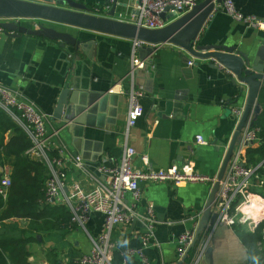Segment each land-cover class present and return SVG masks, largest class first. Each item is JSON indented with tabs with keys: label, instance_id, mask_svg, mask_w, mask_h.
Returning <instances> with one entry per match:
<instances>
[{
	"label": "crops",
	"instance_id": "0c3cea01",
	"mask_svg": "<svg viewBox=\"0 0 264 264\" xmlns=\"http://www.w3.org/2000/svg\"><path fill=\"white\" fill-rule=\"evenodd\" d=\"M73 1L86 6L90 15L100 18L109 17L107 13L111 12L114 3L106 12L105 0ZM206 1L198 0L196 10H201ZM233 1L243 15L264 18V0ZM139 6V0H118L113 19L118 21L122 15L126 20L121 23L134 26ZM98 8L101 12L95 11ZM221 8V5H215L206 22L193 20L175 39L187 44L195 37V47L233 48L253 62L264 41V29L239 24ZM186 16L189 13L179 18ZM177 20L167 15V26ZM22 24L31 30H37L39 25L52 27L79 42L77 48L62 47L59 41L30 35H0V85L21 92L48 116L49 132L59 130L53 139V152L65 147L69 155L81 157L91 172L104 157L109 159V165L119 163L126 142L131 89L129 73L133 64H143L145 69L142 65L136 73V85L145 92L142 100L144 114L131 129L128 140V145L137 152L134 166L141 170L148 167L154 170L186 167L203 176L225 177L248 123L247 119L244 128H238L240 121L236 122L231 109L236 106L246 108L251 88L243 84L241 87L238 79L222 70L216 60L193 58L182 48L170 44L156 46L153 52L149 49L154 47L143 45L133 56L134 41L127 37L82 26L39 21H22ZM189 62L194 64L190 66ZM260 85L255 97L259 116L264 110V86ZM66 88L76 95L75 100L83 109L76 118V121L83 118V124L54 118L59 98ZM198 136L203 137L207 145L199 146ZM254 147H250L248 152H254L260 146ZM248 165L257 166L249 160ZM66 168L71 179L84 183L85 179L74 169L71 161H66ZM143 188V208L140 211L144 213V207L153 204L158 220L155 236L160 247L150 246L144 250L151 264L180 263L177 240L194 227L191 220L184 224L181 221L198 214V228L201 222L204 228L200 238L212 248L213 263L248 264L247 251L235 231L223 224L217 225L216 221L212 224L216 215L210 211L205 213L209 203L212 206L215 200L216 186L192 184L177 187L170 183H153ZM10 222L9 225L16 222L21 228L28 224L27 221ZM104 226V216L93 214L87 231L97 238L103 233ZM142 232L137 225L114 230L112 264H121L125 250L142 248ZM46 235L41 234L40 241L37 236L38 242L28 246L32 253L30 264H49L45 258L50 251H55L63 264H76L91 250L89 236L83 230ZM32 236L34 234L28 237ZM196 259L197 255L193 262ZM132 264L142 262L134 257Z\"/></svg>",
	"mask_w": 264,
	"mask_h": 264
},
{
	"label": "built area",
	"instance_id": "2783aa9c",
	"mask_svg": "<svg viewBox=\"0 0 264 264\" xmlns=\"http://www.w3.org/2000/svg\"><path fill=\"white\" fill-rule=\"evenodd\" d=\"M197 3L198 0H141L138 16L134 18L133 24L147 31H158L166 26L161 18L165 10H169V15L179 17L193 11ZM221 6L222 11L233 21L253 29H264V18L243 15L236 8L233 0H224ZM108 9L104 8V11L108 12ZM95 11L101 12V8ZM125 20L126 18L124 19L121 15L118 21L124 22ZM1 34H5L2 28H0ZM143 45L145 44L134 42L133 56L136 49ZM193 64L189 62L190 66ZM142 65L133 64L129 73L131 89L128 97L126 142L122 158L119 163L109 165V159L104 157L94 172L89 170L81 157L69 155L65 147L58 148L57 156H51L55 151L53 139L58 136L59 130L50 133L49 119L46 114L25 98L21 92L0 85V109L19 123L29 136L32 145L27 154L32 159L45 162L48 167L50 178L46 183L45 203L50 206L66 207L72 214V224L89 236L91 250L76 264H112L114 230L131 228L136 225L143 230L142 248L125 250L122 253L121 264H132L134 257H138L142 264H151L144 250L150 246L160 247V245L156 242L155 236L158 220L154 205L149 203L144 207V213L140 211L143 208V187L148 184L170 183L182 187L192 184L216 186L218 183V191L210 208V213L217 217V225L223 224L233 230L235 226H243L247 231L254 233L264 220V177L259 175L261 171L264 173V161L256 167H251L248 165L247 158L250 147L261 145L260 129L253 125L254 109L249 115L241 143L235 150L228 172L221 181L217 177L203 176L186 167L183 169L172 167L167 170H154L148 167L141 170L134 166L137 152L128 145V140L131 129L136 126L144 114L142 100L145 98V92L142 87L136 85V73ZM220 67L227 74H232L222 65ZM231 112L236 122L239 123L244 108L232 107ZM196 140L199 146L207 145L201 136H198ZM65 154H67L66 158H64ZM67 160L71 161L74 169L82 175L86 183L70 178L66 168ZM0 177V195L6 198L12 186L10 168L7 166L0 168ZM93 214L102 215L105 219L103 233L97 238L92 237L87 231V225ZM199 217L200 214L181 221L184 224L191 220L194 222V227L177 240V254L180 263L195 247L194 242L199 224L197 218ZM207 245H201L202 247L198 248L197 259L192 264H199Z\"/></svg>",
	"mask_w": 264,
	"mask_h": 264
},
{
	"label": "water",
	"instance_id": "95a60500",
	"mask_svg": "<svg viewBox=\"0 0 264 264\" xmlns=\"http://www.w3.org/2000/svg\"><path fill=\"white\" fill-rule=\"evenodd\" d=\"M139 1L141 4V0ZM112 2L114 3L112 5L111 12L107 13L109 17L100 18L90 15V10L86 6L73 0H0V28H2L6 34H12L15 37L20 35H30L45 38L51 41H59L62 43V47L72 46L77 48L79 46V42L70 35L59 32L52 27L39 25L37 30H31L23 26L22 21H39L59 25L93 28L104 33H113L119 36L127 37L134 42H141L151 47L166 44L176 45L188 52L193 58L216 60L217 63L231 71L235 78H237L241 83V87L243 85H249L251 88V96L248 105L244 109L238 128H244L253 107L255 117L259 116L260 109L256 105L257 102L255 101V97L257 89H260V84H263L264 86V41L258 48L252 62L249 57L241 53H237L233 48L226 49L224 47H213V49H210L200 46L195 47V37H192L191 40L189 37L188 41L190 40V42L187 44L175 39L184 27L189 26L193 20L202 23L206 22V20H208L214 12L215 5H222L224 0H217L216 2L215 0H207L201 10H196V7L189 13V16L186 17L179 18L182 15L179 17L171 15V19H178L171 26H167V15H169V10L167 9L161 15L166 27L158 31H147L136 26L116 21L113 18L115 17L118 7V0H105V6L107 8L111 7ZM149 50L153 52L155 48ZM216 51H223L224 53H218ZM142 69L144 70L145 66ZM256 81H259L260 83H257ZM75 96L76 95L71 93L69 88H66L62 92L54 116L55 119L62 122L75 121L77 124H83V118L76 121V118L81 115L83 109L78 106ZM223 177V175H220V177H218L219 181H221ZM218 187L219 184L217 183L213 200L215 199ZM210 206L211 204L209 203L208 207H206L205 213H209ZM215 221L216 217H213L212 224H214ZM203 229V223L201 222L197 230L194 246L199 245L200 235ZM38 240H41L40 236H38ZM206 243L207 242L205 240L201 243V245L206 246ZM212 253V248L207 245L205 253L199 264L202 262L205 264H214L212 260ZM186 260L187 258L179 264H185Z\"/></svg>",
	"mask_w": 264,
	"mask_h": 264
},
{
	"label": "trees",
	"instance_id": "16d2710c",
	"mask_svg": "<svg viewBox=\"0 0 264 264\" xmlns=\"http://www.w3.org/2000/svg\"><path fill=\"white\" fill-rule=\"evenodd\" d=\"M253 125L260 129L261 145L256 151L248 152V160L259 165L264 161V110ZM31 145L24 128L0 109V168H10L12 181L7 197L0 195V264H30L32 253L28 246L38 242L37 236L57 232L70 234L77 230L66 207L45 203L50 173L45 162L27 154ZM51 156H57V153ZM259 175L264 177L262 171ZM10 221H27L28 224L21 228L16 222L9 225ZM234 231L247 251L248 264H264V220L254 233L243 226H235ZM32 234L34 236L28 237ZM202 242L200 238L199 244ZM199 247L196 245L191 249L185 264H192ZM46 255L49 264H63L55 251Z\"/></svg>",
	"mask_w": 264,
	"mask_h": 264
},
{
	"label": "bare ground",
	"instance_id": "6f19581e",
	"mask_svg": "<svg viewBox=\"0 0 264 264\" xmlns=\"http://www.w3.org/2000/svg\"><path fill=\"white\" fill-rule=\"evenodd\" d=\"M255 201H258V200L255 199Z\"/></svg>",
	"mask_w": 264,
	"mask_h": 264
},
{
	"label": "clouds",
	"instance_id": "9594fccd",
	"mask_svg": "<svg viewBox=\"0 0 264 264\" xmlns=\"http://www.w3.org/2000/svg\"><path fill=\"white\" fill-rule=\"evenodd\" d=\"M126 243V242H125Z\"/></svg>",
	"mask_w": 264,
	"mask_h": 264
},
{
	"label": "rangeland",
	"instance_id": "374dc122",
	"mask_svg": "<svg viewBox=\"0 0 264 264\" xmlns=\"http://www.w3.org/2000/svg\"><path fill=\"white\" fill-rule=\"evenodd\" d=\"M249 232V231H248Z\"/></svg>",
	"mask_w": 264,
	"mask_h": 264
}]
</instances>
